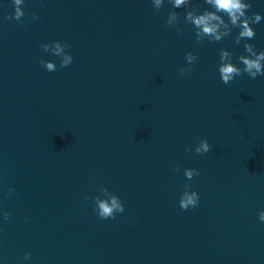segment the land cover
<instances>
[{"label":"clouds","instance_id":"obj_1","mask_svg":"<svg viewBox=\"0 0 264 264\" xmlns=\"http://www.w3.org/2000/svg\"><path fill=\"white\" fill-rule=\"evenodd\" d=\"M14 7V14L7 15L3 19L16 20L21 22L25 16V12L22 5L25 0H12ZM165 0H152V4L155 10L159 11L163 8ZM168 3L172 5L174 9L186 8L188 11L184 16V23L193 26L195 39L197 43H202L205 39L209 43L220 42L225 37H228L233 29H239L238 35L235 37V43L239 45L241 41L253 40L256 36L253 24H259L264 16L259 13H252L248 15V12L252 8V4L247 0H203V4L208 7L203 8L202 5L191 6L192 0H168ZM227 17V20L225 19ZM33 20H38L39 16L36 13L32 14ZM180 23V16L176 11L168 13L165 26H175ZM177 32H181L180 28H177ZM41 49L45 53H51L53 56L59 58V68L69 67L73 62V56L66 51L70 47L67 41L55 40L51 43H42ZM244 51L247 55H240L237 60L243 67H238L232 62L233 53L221 49L219 52V64L218 72L222 83L230 84L236 77L242 74H247L251 79H255L258 76H264V50L257 51L256 46L251 43L245 42L243 44ZM198 57L192 52H188L185 55L186 65L178 69L181 75H187L191 73L193 65L197 61ZM40 65L43 66L48 72L57 71V64L51 60L41 59ZM198 143L196 144L194 151L197 154H206L211 151V145L206 139H200L196 137ZM185 151H193L191 146H187ZM179 166L174 171L180 172ZM184 176L188 181H191L194 177L198 176L199 170L195 168H186L183 170ZM14 189L8 188L5 195H10ZM100 192L102 196L89 197L87 194L84 196L85 200L92 199L93 211L102 220L115 219L117 214L125 211V206L120 197L110 192L106 187L101 186ZM179 207L181 210H189L196 208L199 203V194L189 183L184 184L183 191L179 197ZM0 217L4 221H8L11 218V214L7 211L0 210ZM258 219L264 222V210L259 211ZM30 253H25L23 259L28 260Z\"/></svg>","mask_w":264,"mask_h":264}]
</instances>
